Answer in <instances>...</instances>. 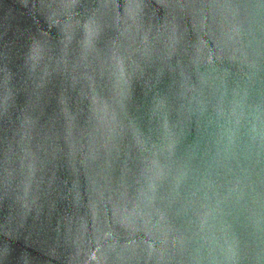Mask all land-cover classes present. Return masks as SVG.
<instances>
[{
  "label": "water",
  "instance_id": "water-1",
  "mask_svg": "<svg viewBox=\"0 0 264 264\" xmlns=\"http://www.w3.org/2000/svg\"><path fill=\"white\" fill-rule=\"evenodd\" d=\"M0 264H264V0H0Z\"/></svg>",
  "mask_w": 264,
  "mask_h": 264
}]
</instances>
